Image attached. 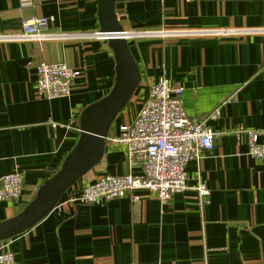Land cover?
I'll list each match as a JSON object with an SVG mask.
<instances>
[{
    "label": "crops",
    "instance_id": "1",
    "mask_svg": "<svg viewBox=\"0 0 264 264\" xmlns=\"http://www.w3.org/2000/svg\"><path fill=\"white\" fill-rule=\"evenodd\" d=\"M115 8L126 31L170 33L128 39L143 79L109 137L134 119L165 71L184 88L188 115L218 134L215 147L188 162L187 188L166 205L146 189L75 205L68 190L42 221L2 243L17 264H264V163L250 155L248 134L255 130L264 142V0H115ZM30 17L48 18L53 33L86 35L0 41V177L20 171L25 185L18 201H0V221L21 212L61 168L80 136V112L115 81L114 52L104 34H95L97 0H0V33L21 30ZM41 60L80 70L70 97L38 94ZM109 137L82 182L141 172ZM202 183L211 192L201 204Z\"/></svg>",
    "mask_w": 264,
    "mask_h": 264
},
{
    "label": "built area",
    "instance_id": "2",
    "mask_svg": "<svg viewBox=\"0 0 264 264\" xmlns=\"http://www.w3.org/2000/svg\"><path fill=\"white\" fill-rule=\"evenodd\" d=\"M49 19L30 17L22 21L21 30L0 33V41H38L55 38L75 39L86 33H53L47 31ZM192 36L227 35L233 31L182 30ZM100 33L96 32L95 34ZM169 31L125 30L126 39L149 35L167 36ZM37 92L49 100L70 97L76 78L81 74L65 61L41 60L36 64ZM184 88L170 83L164 71L160 79L149 86L147 98L130 123L119 125V133L109 137L111 142L125 148L130 169L140 173L105 174L96 181L73 186L69 201L75 205L110 203L132 191L146 189L162 204H167L175 193L187 188L186 166L192 159L200 160L205 152L215 147L218 134L205 120L193 118L184 108ZM250 155L264 163V142L259 141V132L249 133ZM24 176L12 171L0 177V201L16 202L24 190ZM202 203L209 201L210 189L204 184L197 186ZM0 264H17L15 255L0 242Z\"/></svg>",
    "mask_w": 264,
    "mask_h": 264
},
{
    "label": "water",
    "instance_id": "3",
    "mask_svg": "<svg viewBox=\"0 0 264 264\" xmlns=\"http://www.w3.org/2000/svg\"><path fill=\"white\" fill-rule=\"evenodd\" d=\"M97 8L99 32L106 37L116 60L112 89L80 112L81 132L77 143L65 157L61 168L44 181L30 203L15 216L0 221V241L28 231L42 221L60 203L62 196L96 167L105 154L106 140L114 121L142 82L140 66L125 37V28L118 19L115 0H97Z\"/></svg>",
    "mask_w": 264,
    "mask_h": 264
},
{
    "label": "trees",
    "instance_id": "4",
    "mask_svg": "<svg viewBox=\"0 0 264 264\" xmlns=\"http://www.w3.org/2000/svg\"><path fill=\"white\" fill-rule=\"evenodd\" d=\"M128 106V105H127Z\"/></svg>",
    "mask_w": 264,
    "mask_h": 264
}]
</instances>
